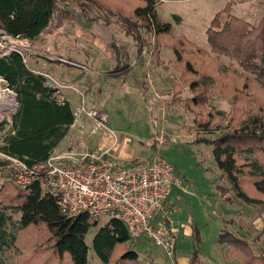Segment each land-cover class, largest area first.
Here are the masks:
<instances>
[{"label": "trees", "instance_id": "obj_1", "mask_svg": "<svg viewBox=\"0 0 264 264\" xmlns=\"http://www.w3.org/2000/svg\"><path fill=\"white\" fill-rule=\"evenodd\" d=\"M82 1L84 12L86 3H91L132 25L133 35L128 29L127 35L135 41L146 43L148 35L157 54L164 49L175 53L180 73L177 89L194 92L189 106L199 119L198 130L206 134L226 130L214 140L199 141L213 148L217 170L229 182L226 191L246 206L264 208V15L252 25L236 17L228 3L206 31L210 50L205 51L189 38L173 35L172 24L159 19L155 0ZM59 2L0 0V31L16 40L35 42L52 25ZM221 58L236 67H223ZM0 79L19 103L12 121L0 125V154L33 168L46 162L65 139L74 124V109L47 77L28 66L22 53L0 56ZM213 96L228 100L232 111L210 110L207 103ZM9 165L0 162V168ZM59 199L45 192L41 181L25 190L17 185L15 173L4 181L0 185V256L14 251L18 264H89L86 238L98 223L85 214L68 218ZM254 234L223 230L217 242L227 247L226 260L264 264V249L256 250L253 243L262 239L264 229ZM193 236L196 242L188 264H209L202 257L198 229ZM131 241L124 224L113 219L99 227L93 249L103 264H157L144 262L129 249Z\"/></svg>", "mask_w": 264, "mask_h": 264}, {"label": "rangeland", "instance_id": "obj_2", "mask_svg": "<svg viewBox=\"0 0 264 264\" xmlns=\"http://www.w3.org/2000/svg\"><path fill=\"white\" fill-rule=\"evenodd\" d=\"M58 1L61 2L52 25L34 43L8 40L0 31V56L8 55L12 48L20 51L28 66L47 77L51 87L59 89L62 99L68 100L74 111L84 102L88 109L105 112L108 116L107 130L97 128L93 120L83 117L69 129L57 153L80 155L109 148L117 152L118 144L127 140L131 151L127 159H150L159 151L162 158L175 167L180 180V185L172 190L169 206H165L168 218L180 230L177 241L180 256H190L196 242L193 236L196 229L205 245L218 240L223 230L233 229L239 233L244 228L249 231L252 219L264 208L242 203L238 211L237 205L228 204L237 200L233 193L226 191L229 182L217 170L213 148L199 143L202 139L214 140L226 130L221 128L211 134L199 131V119L189 106L195 98L194 92L187 87L182 91L177 89L180 73L176 69L175 53L164 49L157 54L148 35L144 37L146 43L140 39L135 41L127 35L128 30L133 35L131 29L134 27L127 25L116 13L109 14L91 3H86L84 12L82 0ZM155 1L159 19L172 24L173 35L185 36L205 51L210 50L206 31L215 15L228 3L236 17L252 25H257L264 15V0ZM3 41H7L6 44ZM220 64L226 68L234 63L221 58ZM162 65L178 75L176 81L170 80L163 90L158 89V75L153 73L154 67ZM207 107L228 114L232 111L228 100L216 96L209 99ZM18 110L17 96L5 89L0 79V125L11 122ZM89 133L99 135L88 137ZM103 137H110L113 145L104 146ZM87 138L91 140L89 143ZM0 159L1 163H11L0 168V185L14 173L17 183L19 164L1 154ZM246 211L251 213L246 216ZM97 225L99 228L104 224ZM96 232L97 228H92L86 238L89 264H103L93 249ZM262 239L264 246V236ZM128 247L138 252L144 262H150V257L161 264L177 262V253L171 260L163 249L145 237L129 242ZM17 254L14 251L2 254L0 264H18ZM203 259L211 263L209 254Z\"/></svg>", "mask_w": 264, "mask_h": 264}, {"label": "built area", "instance_id": "obj_3", "mask_svg": "<svg viewBox=\"0 0 264 264\" xmlns=\"http://www.w3.org/2000/svg\"><path fill=\"white\" fill-rule=\"evenodd\" d=\"M12 52L21 53L14 48L9 54ZM74 117L73 126L87 117L97 128L107 130L108 116L88 109L84 102ZM15 162L19 164L18 186L25 190L41 181L45 192L59 196L60 208L68 218L85 214L98 224L121 221L132 240L145 237L174 259L180 230L168 218L165 206L180 180L175 167L159 151L150 159H127L113 148L80 155H61L55 150L46 162L33 168Z\"/></svg>", "mask_w": 264, "mask_h": 264}, {"label": "crops", "instance_id": "obj_4", "mask_svg": "<svg viewBox=\"0 0 264 264\" xmlns=\"http://www.w3.org/2000/svg\"><path fill=\"white\" fill-rule=\"evenodd\" d=\"M22 41H24V42H29V44H31V43H34V42H30V41H27V40H22ZM37 65V64H36ZM167 67L165 66V65H162V66H160V67H154V69H153V73H155V74H157L158 75V79H157V84H158V89H161V90H163V88H165V87H167V83L171 80V81H176V77H178V75H176L175 74V72L173 73V72H171V70L170 71H168L167 69H166ZM33 70V69H32ZM34 71V70H33ZM171 72V73H170ZM59 73V72H58ZM54 74V73H53ZM60 74V73H59ZM168 74H175V76H171V78H170V76H168L167 77V75ZM55 75V74H54ZM16 96V95H15ZM66 100V99H65ZM68 101V100H67ZM70 103V102H69ZM105 113V112H104ZM108 124H109V122H108ZM107 124V125H108ZM97 135H99V134H97ZM97 135H93V134H90L89 133V135H88V137H93V136H97ZM103 139H104V141H105V143L103 144L104 146H109V147H111L112 145H113V143L112 142H110V141H112L111 139H110V137H103ZM65 140V139H64ZM87 141H88V143L91 141L89 138H87ZM128 141V140H127ZM125 142V141H123V142H120L119 144H118V147L116 148V150H117V153L121 156V157H123V158H129L130 156V147H129V145H128V142ZM62 143V142H61ZM115 144V143H114ZM59 148V147H58ZM172 195V194H171ZM234 203H229L228 202V204H230V206L232 207V206H234V205H237V210L239 211L241 208H242V203L241 202H239V201H233ZM167 206H169V204L167 203ZM227 206H229V205H227ZM229 206V207H230ZM246 209H250L249 207H247ZM236 210V213L235 214H237V211ZM251 211H254V209L252 208V209H250ZM251 211H246V212H244V214L247 216L248 214H250L251 213ZM242 214V213H241ZM241 214H239V215H241ZM230 219H232V218H230ZM227 220H229V219H224V221H227ZM105 225V224H104ZM103 225V226H104ZM251 227H250V234H252L251 236H253L254 235V232H260V231H262L263 229H264V211H258V215H256L253 219H252V224L250 225ZM231 227H232V225H231ZM99 230V228H97V231ZM231 231H234L233 229L231 230ZM241 231L244 233H248L249 231L248 230H245L244 228H242L241 229ZM240 231V232H241ZM97 233V232H96ZM147 240V239H146ZM200 240H201V238H200ZM263 240V239H262ZM262 240H260V241H258V242H255L254 243V248L256 249V250H262V249H264V246L262 245ZM139 241V240H138ZM147 241H149V240H147ZM150 242V241H149ZM206 246V247H205ZM200 250H201V253H202V257L204 256V255H208L209 254V261H211V263H213V264H240V262L238 261V260H233V261H228V260H226V258H225V254H226V250H227V247L226 246H223V245H220V244H218V242H217V240H214L210 245H205V242H203L202 240H201V245H200ZM177 256H176V258H177V262H175V264H188L189 263V260H190V257H191V254H190V256H180V255H178L179 253H178V249H177ZM192 253V252H191ZM141 258V257H140ZM142 259V258H141ZM221 260V261H220ZM223 260H225V261H223ZM148 261H154V262H156L157 264H161L160 262H158L157 260H155V259H153L152 257H150V260H148ZM223 262H225V263H223ZM210 263V264H211Z\"/></svg>", "mask_w": 264, "mask_h": 264}, {"label": "water", "instance_id": "obj_5", "mask_svg": "<svg viewBox=\"0 0 264 264\" xmlns=\"http://www.w3.org/2000/svg\"><path fill=\"white\" fill-rule=\"evenodd\" d=\"M80 18V17H79ZM81 19V18H80ZM2 81V80H1Z\"/></svg>", "mask_w": 264, "mask_h": 264}]
</instances>
